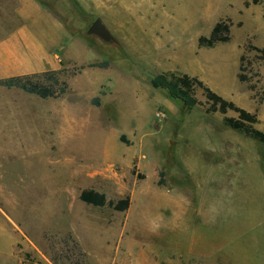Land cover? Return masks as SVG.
<instances>
[{"label":"rangeland","instance_id":"374dc122","mask_svg":"<svg viewBox=\"0 0 264 264\" xmlns=\"http://www.w3.org/2000/svg\"><path fill=\"white\" fill-rule=\"evenodd\" d=\"M41 1L60 69L35 75L59 83L48 99L0 88V264H264V144L225 127L238 114L208 113L201 89L184 112L152 86L198 79L264 133V0ZM97 19L115 42L88 35ZM220 22L230 42L200 47Z\"/></svg>","mask_w":264,"mask_h":264},{"label":"trees","instance_id":"16d2710c","mask_svg":"<svg viewBox=\"0 0 264 264\" xmlns=\"http://www.w3.org/2000/svg\"><path fill=\"white\" fill-rule=\"evenodd\" d=\"M42 7H51L52 4H47L44 1L37 0ZM77 12L81 13L80 8L75 2L72 3ZM231 24L225 22L218 23L213 29L211 36L209 38H200L199 46L202 48H214L219 44L229 43L231 40ZM108 63L93 65L91 67H98L101 69H107ZM60 72H54L51 74H44L42 76L33 75L25 77L11 78L7 80H0V88H5L8 90L20 89L28 94L36 95L42 99L55 98L56 92L54 87L58 85L59 80L54 78L55 75H59ZM54 75V76H53ZM49 77L48 81L52 82L54 86L46 87L33 82L34 79ZM241 82L246 80L240 77ZM152 86L156 89L166 90L169 97L172 100L178 102L183 111L192 110L197 106V101L193 98V95L198 89H201L207 99L211 104V108L208 113H220L226 115L229 111L238 114V119L235 118H225L223 124L225 127L242 133L246 137L253 141L264 144V133L255 129L254 126L258 123V119L255 115H252L240 108H238L234 103L228 102L216 93H214L209 87L203 84V82L198 79H192L187 75L180 78L174 77L172 81H168L165 77H155L152 80ZM65 94V89L60 91L59 95ZM98 104V101L95 102ZM80 200L94 207H110L117 212H125L129 209L130 200L127 198L119 202L107 201L105 195L99 194L92 190L83 191L80 195Z\"/></svg>","mask_w":264,"mask_h":264},{"label":"crops","instance_id":"0c3cea01","mask_svg":"<svg viewBox=\"0 0 264 264\" xmlns=\"http://www.w3.org/2000/svg\"><path fill=\"white\" fill-rule=\"evenodd\" d=\"M8 13L17 25L5 38H0V80L59 70L54 53L59 39L54 33L59 34L62 28L50 12L37 0H0V29H3L2 16Z\"/></svg>","mask_w":264,"mask_h":264},{"label":"water","instance_id":"95a60500","mask_svg":"<svg viewBox=\"0 0 264 264\" xmlns=\"http://www.w3.org/2000/svg\"><path fill=\"white\" fill-rule=\"evenodd\" d=\"M88 35L95 36L107 44L115 42V38L112 36V34L107 29V27L105 26V24L101 19H97L92 24V26L88 30Z\"/></svg>","mask_w":264,"mask_h":264},{"label":"flooded vegetation","instance_id":"af4514ba","mask_svg":"<svg viewBox=\"0 0 264 264\" xmlns=\"http://www.w3.org/2000/svg\"><path fill=\"white\" fill-rule=\"evenodd\" d=\"M93 37H95V36H93ZM99 39V38H98Z\"/></svg>","mask_w":264,"mask_h":264}]
</instances>
